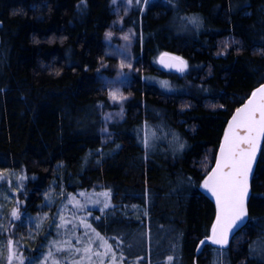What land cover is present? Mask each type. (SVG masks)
I'll list each match as a JSON object with an SVG mask.
<instances>
[{"label":"trees","instance_id":"16d2710c","mask_svg":"<svg viewBox=\"0 0 264 264\" xmlns=\"http://www.w3.org/2000/svg\"><path fill=\"white\" fill-rule=\"evenodd\" d=\"M118 25L132 66L113 102L100 77L118 64L105 49ZM164 53L184 69H163ZM263 83L264 0H0V177L24 178L26 264H100L104 249V264H264V139L247 222L226 247L210 242L204 191L228 120ZM78 191L110 204L84 223L69 207L58 217ZM47 195L30 238L23 221Z\"/></svg>","mask_w":264,"mask_h":264},{"label":"rangeland","instance_id":"374dc122","mask_svg":"<svg viewBox=\"0 0 264 264\" xmlns=\"http://www.w3.org/2000/svg\"><path fill=\"white\" fill-rule=\"evenodd\" d=\"M122 6H124V3H122ZM120 26L121 25H118L117 28L110 31L106 35L105 39L106 54L114 58L118 64L114 67H110L113 71V76L104 75L100 77L102 84L108 91L109 98L113 102L122 101L124 94L121 92L120 84L121 79L123 78L122 74L125 73L123 70L124 68L131 69L132 66V63L128 60V47L131 43V37L130 34L124 32ZM113 96H115V99H113ZM23 180L24 178L22 176H18L16 173H11L8 178L2 179L0 177L1 206H3L2 209L8 208V214L10 215L7 223L1 221L0 216V233H3L4 230L9 228L7 230L8 236L5 237V244H0V264H26V257L22 253L21 242H19L20 233H17L15 230V224L21 217L20 209L25 203L24 201H21L19 191L17 190L21 188ZM4 182L6 185L3 186L2 183ZM53 203L54 199L52 195H47L42 207V212L37 216L28 217L23 221L24 228L27 230L30 238L42 230L45 221L49 218V213ZM109 204V195L107 192L78 191L76 194H67L61 201V206L58 207L59 209L56 213L58 217L62 216L61 213L66 212L69 207L70 210L67 215L74 220L78 219L80 222L84 223L90 216V211L95 209L103 211L109 206ZM13 212H16L17 215L13 216ZM81 228L82 230L86 229L88 237L91 235L86 226H82ZM56 240L59 242L58 239ZM56 240L52 242L53 247L56 245ZM99 245H101V243L97 242L96 246ZM68 253L70 252L68 251ZM106 253L107 250L104 249L100 253L94 252L93 254L96 255L97 262L99 261L100 264H104L103 262L105 260ZM109 264H114V262L111 260Z\"/></svg>","mask_w":264,"mask_h":264},{"label":"water","instance_id":"95a60500","mask_svg":"<svg viewBox=\"0 0 264 264\" xmlns=\"http://www.w3.org/2000/svg\"><path fill=\"white\" fill-rule=\"evenodd\" d=\"M158 59L159 65L166 70L182 71L185 66L184 61L180 57L172 54L164 53L160 55ZM262 86H264V83L258 88H256L253 93L257 92V89H260ZM253 93L242 105H240L232 113L230 119L228 120L222 135L220 146L217 151L216 161L204 180V184L206 180L209 184L208 188L204 187V191L206 195L213 201L216 207V219L210 234V242L220 248L226 247L229 244L233 236H235V234L245 226L248 219V201L251 195V182L256 170L257 161L261 153V148L264 139V132L260 131V124L253 122L250 118V113L253 109H255L256 111L254 120L256 122L260 121L261 115L259 111V105L264 104V98H262V94L258 92L256 97L254 98ZM250 100H253V104L249 105V107L245 109V105H248ZM238 109H245V111L238 112ZM233 117H236V119L234 120ZM246 125H250L251 133H249ZM243 138H250L253 144L256 145L255 157L251 161V171L248 173L247 176L248 191L246 197L243 200V211L245 212V215L243 216L242 221H237V224L239 225L238 227L233 225L230 228L229 224L232 219V214H226L222 211L224 199L223 195H221V207H218L217 197L213 195V191L210 189L216 190L217 192H222L223 185L230 179L228 174L233 172V168L229 166L233 164V154H236L235 159L239 160L241 149L245 150V153L250 150V145L248 143L242 142ZM247 158V155H245L244 159L246 160ZM218 162L220 165L219 168ZM214 170H216L215 173ZM218 213L220 215L219 221L217 219ZM225 235L226 242H213L214 240L223 241L225 239Z\"/></svg>","mask_w":264,"mask_h":264},{"label":"snow or ice","instance_id":"6c2138e0","mask_svg":"<svg viewBox=\"0 0 264 264\" xmlns=\"http://www.w3.org/2000/svg\"><path fill=\"white\" fill-rule=\"evenodd\" d=\"M257 92L262 94V98H264V86H262L260 89H257ZM257 92L253 93V97L255 98L257 95ZM113 99H115V96H113ZM253 104V100L249 101L248 105H245V109L249 107V105ZM245 109H238V112H243ZM255 109L252 110L250 113V118L253 122L260 124V131L264 132V104L259 105V111L261 115L260 121L256 122L254 120L255 117ZM235 120L236 117H233ZM248 128L249 133H251V127L250 125H246ZM243 143H248L250 145V150H248L247 153H245V150H240V159H235L236 154H233V164L229 165L233 168V172L229 173L228 176L230 179L223 185L222 192H217L216 190L210 189L213 191V195L217 197V204L218 207H221V195H223V205H222V211L226 214H232V219L229 224V227L231 228L233 225L239 226L237 224V221H242L243 216L245 215V212L243 211V200L247 195V176L248 173L251 171V161L255 157V148L256 145L253 144L252 140L250 138H243ZM247 155V159H244V156ZM220 167L218 162V168ZM216 170H214L215 173ZM211 178V177H210ZM205 188L209 187L208 181H205L204 184ZM16 212H13V216H16ZM218 221L220 219V215L218 213ZM215 231V229H214ZM214 243H224L226 242V235L225 239L223 241L221 240H214ZM110 250V247H109ZM11 259V257H10ZM172 258L169 257V260Z\"/></svg>","mask_w":264,"mask_h":264},{"label":"bare ground","instance_id":"6f19581e","mask_svg":"<svg viewBox=\"0 0 264 264\" xmlns=\"http://www.w3.org/2000/svg\"><path fill=\"white\" fill-rule=\"evenodd\" d=\"M159 60V59H158Z\"/></svg>","mask_w":264,"mask_h":264}]
</instances>
